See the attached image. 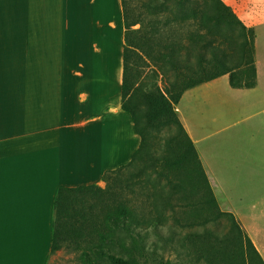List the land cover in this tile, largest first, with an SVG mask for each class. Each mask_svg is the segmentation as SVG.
<instances>
[{"label":"crops","instance_id":"1","mask_svg":"<svg viewBox=\"0 0 264 264\" xmlns=\"http://www.w3.org/2000/svg\"><path fill=\"white\" fill-rule=\"evenodd\" d=\"M254 31L257 84L225 75L178 116L264 262V0H222ZM121 0H0V264H48L61 189L101 186L141 145L122 108ZM254 214L246 215L243 206Z\"/></svg>","mask_w":264,"mask_h":264},{"label":"trees","instance_id":"2","mask_svg":"<svg viewBox=\"0 0 264 264\" xmlns=\"http://www.w3.org/2000/svg\"><path fill=\"white\" fill-rule=\"evenodd\" d=\"M121 2L126 29L122 108L130 115L141 145L127 166L105 173V189L92 185L58 193L51 255L68 246L80 252L83 264H151L145 259V241L138 231L164 220L140 217L133 200H119L111 191L129 169L134 172L128 182L141 185L146 200L156 205L162 197L153 181L187 162V152L181 157L178 153L190 148L198 164L195 174L208 188L207 205H217L176 109L186 91L225 75L235 89H252L257 84L254 31L222 0H143L139 7L133 0ZM169 133L174 135L166 136ZM173 190L182 194L186 188L181 183L173 185ZM228 216L254 259L264 264L240 223L233 214ZM205 239L215 238L207 232ZM208 247L213 250V242Z\"/></svg>","mask_w":264,"mask_h":264},{"label":"rangeland","instance_id":"3","mask_svg":"<svg viewBox=\"0 0 264 264\" xmlns=\"http://www.w3.org/2000/svg\"><path fill=\"white\" fill-rule=\"evenodd\" d=\"M142 1L133 0V4L139 7ZM137 13H139L138 9ZM138 28L139 25L133 27L134 30ZM172 135L174 133L166 136ZM185 152L189 155L187 162L153 181L162 197L156 201V205H152V200H146V192L142 191L141 185L128 182V177L134 169L127 170L121 182L111 188V191L117 193L119 200H133V205L137 208L140 217L146 220L160 217L164 220L157 227L141 226L139 228L138 232L145 241V259L151 264H158L161 261L169 262V264H258L245 245L243 235L234 230L236 226L228 216L230 207L218 191H215L216 188L214 189L215 186L212 185L211 180L209 181L217 205L208 207L207 201L210 199L208 188L199 178L198 173L195 174L198 164L192 150L184 149L178 153V156L181 157ZM139 181L146 182L144 178ZM181 183L186 191L175 194L173 185L177 186ZM98 187L105 189L106 183ZM87 201L90 204L89 196ZM248 205L253 204H245L242 212L246 215L259 216L256 210L250 213L247 210ZM260 205L264 208V204ZM224 213L225 215H222ZM207 217L209 221H205ZM251 221L256 226L264 228V218H255ZM207 232L212 233L216 240H206ZM231 239H234L232 244L220 245L221 241L228 243ZM212 242L213 250L208 247V243ZM224 247L228 250L224 251ZM79 256L80 252L66 246L52 255L48 264H83Z\"/></svg>","mask_w":264,"mask_h":264}]
</instances>
